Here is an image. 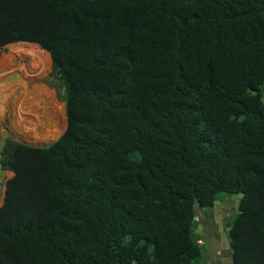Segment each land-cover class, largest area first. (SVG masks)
Segmentation results:
<instances>
[{"label": "trees", "instance_id": "trees-1", "mask_svg": "<svg viewBox=\"0 0 264 264\" xmlns=\"http://www.w3.org/2000/svg\"><path fill=\"white\" fill-rule=\"evenodd\" d=\"M8 44L50 54L67 126L7 140L0 264H197L220 193L264 264V0H0Z\"/></svg>", "mask_w": 264, "mask_h": 264}, {"label": "rangeland", "instance_id": "rangeland-1", "mask_svg": "<svg viewBox=\"0 0 264 264\" xmlns=\"http://www.w3.org/2000/svg\"><path fill=\"white\" fill-rule=\"evenodd\" d=\"M10 45L0 50V132L4 127L9 128L11 137L17 140L48 145L64 132L66 118L61 122L63 132L60 134L47 128L39 129L41 121L36 119L48 115V110L52 108L50 102L54 103V98L65 108V101L58 97L63 94L62 84L53 74L50 55L47 60L37 55L13 53L10 52ZM13 75L19 78L12 79ZM47 77H50L51 82L47 86L42 80L34 81L35 78ZM27 107L30 111L34 110L30 113L34 119L32 125L27 118L30 116L23 114L28 113ZM12 175L9 171L8 176ZM240 199L241 194L220 193L213 207L197 206L198 226L195 235L204 249V256L197 264H232L229 231L239 212ZM2 202L3 197L0 198V205Z\"/></svg>", "mask_w": 264, "mask_h": 264}, {"label": "crops", "instance_id": "crops-1", "mask_svg": "<svg viewBox=\"0 0 264 264\" xmlns=\"http://www.w3.org/2000/svg\"><path fill=\"white\" fill-rule=\"evenodd\" d=\"M38 92H41V91H38ZM50 105L52 106V108H50L48 110V115L44 116V117H42L40 119H36L38 121H41L40 127H38V128L39 129L40 128H44V129L47 128V130L51 129V130H54L55 133H59L60 134L61 132H63V130L61 129V122L66 118V116H65L62 108L59 105H57V103L55 102V99H54V103L50 102ZM38 108L46 110V108H44V107L42 108V107L38 106ZM27 110H28L27 111L28 113H23V114H26V115L28 114L30 116V117H27V118H28V120H30L31 125H32L34 119L31 117L30 113L34 112V110L30 111L28 109V107H27ZM20 117H22V116H20ZM59 134H57V136Z\"/></svg>", "mask_w": 264, "mask_h": 264}, {"label": "water", "instance_id": "water-1", "mask_svg": "<svg viewBox=\"0 0 264 264\" xmlns=\"http://www.w3.org/2000/svg\"><path fill=\"white\" fill-rule=\"evenodd\" d=\"M18 78L19 76L17 77L14 75L12 77V79H18ZM42 81L47 83L48 85L51 84L50 77H47ZM10 137H11V133H10L9 128L4 127L3 129H1V132H0V198L3 197V201L6 196V181L9 178L8 172L10 171L4 166V163H3V149L7 143L8 138Z\"/></svg>", "mask_w": 264, "mask_h": 264}, {"label": "flooded vegetation", "instance_id": "flooded-vegetation-1", "mask_svg": "<svg viewBox=\"0 0 264 264\" xmlns=\"http://www.w3.org/2000/svg\"><path fill=\"white\" fill-rule=\"evenodd\" d=\"M44 79H45V78H44ZM44 79H39V78H38V79H36V78H35V80H34V81H35V82H38V81H41V80H44Z\"/></svg>", "mask_w": 264, "mask_h": 264}]
</instances>
